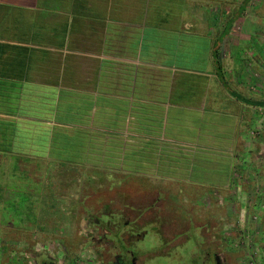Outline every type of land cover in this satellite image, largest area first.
I'll list each match as a JSON object with an SVG mask.
<instances>
[{"label":"crops","instance_id":"crops-1","mask_svg":"<svg viewBox=\"0 0 264 264\" xmlns=\"http://www.w3.org/2000/svg\"><path fill=\"white\" fill-rule=\"evenodd\" d=\"M243 1L0 0V207L22 168L132 214L170 192L225 201L264 156Z\"/></svg>","mask_w":264,"mask_h":264},{"label":"rangeland","instance_id":"rangeland-1","mask_svg":"<svg viewBox=\"0 0 264 264\" xmlns=\"http://www.w3.org/2000/svg\"><path fill=\"white\" fill-rule=\"evenodd\" d=\"M246 5V17L235 24V31L240 35L251 33L250 37L256 43L257 68L253 69V75L257 76V81L253 89L259 92V99H264V95L260 94L264 84L261 76L264 75V0H251ZM262 117L263 123L256 134L261 150L264 141L261 143L259 139L264 140V113ZM246 161L257 167V171L251 166V170L247 171L237 169L236 178L240 179L241 184L237 189L226 191L225 201H218V193L222 194L220 190L209 192L211 194L207 198H202L203 192L200 191L170 192L166 201L159 202L158 209L151 211L150 207H145L140 209L139 214H132L128 208L118 205L111 207L99 203L105 201V192H87V182L76 183L75 189L78 191H71L73 187L58 181L68 176L58 174L56 170L45 169L44 175L36 172L27 174L25 168L17 170L18 173L11 176V181L17 183L12 204L5 200L6 206L0 207V233L3 232L1 228L9 226L16 238L0 237V264H108L111 258L104 248L105 243L93 244L90 236L98 235L93 233L92 223L99 215V219L107 218L106 213L110 211L115 214L127 211L129 214L125 215L129 218H144L143 226L146 223L145 226H148L150 221L157 222L159 217L167 221L164 224L156 223L140 243L145 247L156 246L143 256L147 259L146 264H202L200 250L208 249L211 245L213 251H217L219 236L228 264H264V187L260 181L258 184L253 182L256 172L264 176V156L258 163ZM63 169L61 167L59 171L63 172ZM61 190H65L67 195L63 202L58 197ZM146 192H140L139 201L148 198L149 192ZM123 199L115 198L114 201L123 203ZM13 205L23 206L11 207ZM15 209H18L17 214L11 215L10 212ZM159 209L167 213L156 215ZM198 226H202L206 233L203 246L194 245L191 237L193 233H198ZM217 230L220 231L219 236ZM24 235L28 238L24 239ZM199 240L197 237V243ZM143 257L140 259L143 260ZM205 264L212 263L208 261Z\"/></svg>","mask_w":264,"mask_h":264},{"label":"flooded vegetation","instance_id":"flooded-vegetation-1","mask_svg":"<svg viewBox=\"0 0 264 264\" xmlns=\"http://www.w3.org/2000/svg\"><path fill=\"white\" fill-rule=\"evenodd\" d=\"M110 212L106 213L107 218L99 219V215L96 221L92 223L91 227L93 229V233L98 235H96L95 237L94 235H91V242L93 240L92 243H98V245L105 243L104 248L111 258V260L107 262L108 264H146L147 259L143 256L146 252L153 251L152 249H155L156 246L149 245L146 246V248L145 245H140V243L145 240L147 234L150 232L149 229H154V225H156V223L159 222L160 224V222H162V224H164L167 221H163L161 220L162 217H159L157 219V222L150 221L148 226H145L147 225V223L145 222L146 224L143 226L144 218H138V216H131L129 218L125 215L129 214V212L127 211H123L121 214H111ZM163 212L167 213V211ZM115 217L116 219H114ZM198 227V233H193V236L191 237L194 240V245L203 246L206 243V233L205 231H203L202 226ZM218 230L217 234L219 236L220 231L218 232ZM198 235H200V237ZM197 237L200 238L199 243H197L196 241ZM189 238L190 236L187 238L188 241ZM218 242L219 244H217V251H213L211 245L208 249L200 250L202 254V258H200V261H202V264H205L208 261H210V263L212 264H228L225 259V255L222 252V246L220 245V236ZM141 256L143 257V260L140 259Z\"/></svg>","mask_w":264,"mask_h":264},{"label":"trees","instance_id":"trees-1","mask_svg":"<svg viewBox=\"0 0 264 264\" xmlns=\"http://www.w3.org/2000/svg\"><path fill=\"white\" fill-rule=\"evenodd\" d=\"M247 1H249V0H244L243 1V3H242V6L244 7L245 6V3H247ZM230 16V15H229ZM236 14H233L232 16H231V18L230 19H227L228 21H229V24L227 25V28H226V31H224L223 33H222V36L223 35H225V33L227 32V30L229 29V27H230V23H232V21L236 18ZM264 101V100H263ZM258 105L259 106H264V102H258ZM19 206H23V205H13V206H11V207H19ZM19 209V208H18ZM18 209H15V211L14 210H12L11 212H10V214L12 215V214H17V210ZM0 213H1V215H2V210H1V208H0ZM7 213V215H8V212H6ZM9 216V215H8ZM10 217V216H9ZM2 230H3V232L2 233H0L1 234V238H13V233L14 232H12L11 230V228L9 227V226H7V227H4V228H1ZM15 238H16V236H14ZM28 237H26V235H24V239H27ZM5 264H8V263H5Z\"/></svg>","mask_w":264,"mask_h":264}]
</instances>
